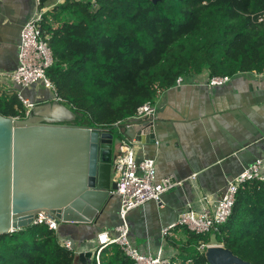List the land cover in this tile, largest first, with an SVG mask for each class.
I'll list each match as a JSON object with an SVG mask.
<instances>
[{"label":"trees","instance_id":"obj_1","mask_svg":"<svg viewBox=\"0 0 264 264\" xmlns=\"http://www.w3.org/2000/svg\"><path fill=\"white\" fill-rule=\"evenodd\" d=\"M40 28L54 56L47 75L79 125L112 128L180 77L264 74V0H63ZM0 114L26 116L15 89L0 86ZM180 228L186 238L176 239L170 264H210L200 247L212 234ZM220 233L217 243L264 264V182L241 184ZM96 254L88 264H98ZM99 261L135 264L118 244ZM0 264L82 263L54 230L33 224L0 235Z\"/></svg>","mask_w":264,"mask_h":264},{"label":"crops","instance_id":"obj_2","mask_svg":"<svg viewBox=\"0 0 264 264\" xmlns=\"http://www.w3.org/2000/svg\"><path fill=\"white\" fill-rule=\"evenodd\" d=\"M34 7V0H0V86L15 89L17 94L21 90L36 103L34 110L43 118L60 115L67 119L70 115L65 110L54 112L46 107L56 102L50 90L40 84L20 89L5 75L17 67L21 30ZM209 78V72L204 71L165 90L155 102L157 142L137 144L138 159L156 160L158 178L186 180L164 193L160 203L150 201L130 212L131 239L140 248L163 246L172 256L177 250L176 239L186 236L182 228H176L163 238L161 228L176 221L196 193L219 196L229 180L264 157V74L232 75L227 84L214 88L207 85ZM193 174L196 179L189 180ZM119 208L120 198L114 195L96 224H60L58 234L94 250L99 233L114 231Z\"/></svg>","mask_w":264,"mask_h":264},{"label":"water","instance_id":"obj_3","mask_svg":"<svg viewBox=\"0 0 264 264\" xmlns=\"http://www.w3.org/2000/svg\"><path fill=\"white\" fill-rule=\"evenodd\" d=\"M46 107L70 117L43 118L34 109L27 118L0 114V235L33 225L40 212L59 224H96L117 189L113 163L122 137L157 142L155 119L90 127L76 124L62 102ZM205 255L210 264H253L222 245L208 246ZM92 256L82 252L79 261Z\"/></svg>","mask_w":264,"mask_h":264},{"label":"built area","instance_id":"obj_4","mask_svg":"<svg viewBox=\"0 0 264 264\" xmlns=\"http://www.w3.org/2000/svg\"><path fill=\"white\" fill-rule=\"evenodd\" d=\"M40 4V0H34L33 14L24 23L21 30L17 67L5 75H8L6 76L7 79L9 77L20 89L40 84L54 94L56 101L63 102L56 91L55 83L47 75V69L52 65L54 56L48 38L43 36L40 28L45 12ZM183 80V77L178 78L176 85H181ZM230 80L231 75H216L209 78L207 85L214 88L223 86ZM18 97L25 107V115L29 116L36 103L24 97L21 90L18 91ZM156 114V103L149 101L138 107L132 117L115 125L130 123L134 120L154 119ZM119 132L121 131L119 130ZM137 144L125 137L121 139L113 163L114 178L117 181V189L114 194L120 198L118 223L113 232L106 230L98 234V246L94 250H91L88 244H77L71 238L59 236L60 224L45 212L38 213L33 224L47 225L58 234L61 244L66 249L78 255L82 252L92 251L94 253L97 251L98 264H100L101 249L109 244H118L135 264H170L171 256L166 253L163 246L153 248L149 245L145 249L133 242L128 217L131 211L150 201L160 203L164 193L182 186L186 180H178L172 176L158 178L156 160L147 157L138 159ZM196 177L197 174H193L189 180H195ZM251 180L264 182V157L258 158L236 178L229 180L225 190L219 196L196 193V196L180 212L176 221L161 228L162 237L168 238L176 228L185 227L196 234L211 233V238L222 240L220 228L227 222L232 213L239 187ZM213 245L224 246L222 243H213V240L210 239L209 242L202 244L200 249Z\"/></svg>","mask_w":264,"mask_h":264},{"label":"rangeland","instance_id":"obj_5","mask_svg":"<svg viewBox=\"0 0 264 264\" xmlns=\"http://www.w3.org/2000/svg\"><path fill=\"white\" fill-rule=\"evenodd\" d=\"M60 2H62V0H48L47 2H46V4H45V7L47 6V5H52V4H55V3H60ZM10 80V79H9ZM11 81V80H10ZM11 83L13 84V85H15L12 81H11ZM157 101V99L155 100V102ZM155 102H153V103H155ZM65 236V235H64ZM67 237V236H66ZM212 240H213V243H217V240H215V238H211Z\"/></svg>","mask_w":264,"mask_h":264}]
</instances>
